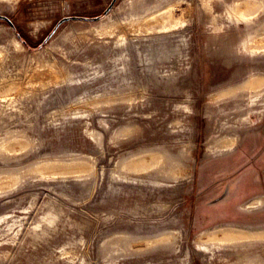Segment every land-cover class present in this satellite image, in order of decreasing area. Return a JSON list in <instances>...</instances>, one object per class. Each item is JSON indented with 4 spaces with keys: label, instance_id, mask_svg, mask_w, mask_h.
I'll list each match as a JSON object with an SVG mask.
<instances>
[{
    "label": "rangeland",
    "instance_id": "374dc122",
    "mask_svg": "<svg viewBox=\"0 0 264 264\" xmlns=\"http://www.w3.org/2000/svg\"><path fill=\"white\" fill-rule=\"evenodd\" d=\"M0 0V264H264V0Z\"/></svg>",
    "mask_w": 264,
    "mask_h": 264
},
{
    "label": "water",
    "instance_id": "95a60500",
    "mask_svg": "<svg viewBox=\"0 0 264 264\" xmlns=\"http://www.w3.org/2000/svg\"><path fill=\"white\" fill-rule=\"evenodd\" d=\"M116 0H112V2H111V4H110V6L107 8V10L105 11L106 13L109 11V9L111 8V6L113 5V3L115 2ZM0 19L2 20H5V21H7L8 23H10V21L7 19V18H5V17H1L0 16Z\"/></svg>",
    "mask_w": 264,
    "mask_h": 264
}]
</instances>
